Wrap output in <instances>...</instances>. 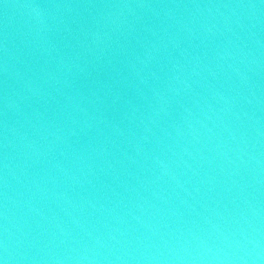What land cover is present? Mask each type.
<instances>
[{
	"label": "water",
	"instance_id": "water-1",
	"mask_svg": "<svg viewBox=\"0 0 264 264\" xmlns=\"http://www.w3.org/2000/svg\"><path fill=\"white\" fill-rule=\"evenodd\" d=\"M0 264H264V0H0Z\"/></svg>",
	"mask_w": 264,
	"mask_h": 264
}]
</instances>
